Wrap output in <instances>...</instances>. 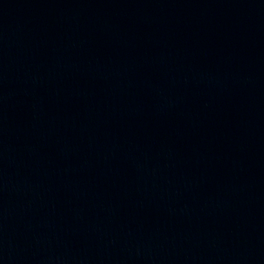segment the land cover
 Returning a JSON list of instances; mask_svg holds the SVG:
<instances>
[{
	"label": "water",
	"instance_id": "obj_1",
	"mask_svg": "<svg viewBox=\"0 0 264 264\" xmlns=\"http://www.w3.org/2000/svg\"><path fill=\"white\" fill-rule=\"evenodd\" d=\"M0 264H264V0H0Z\"/></svg>",
	"mask_w": 264,
	"mask_h": 264
}]
</instances>
